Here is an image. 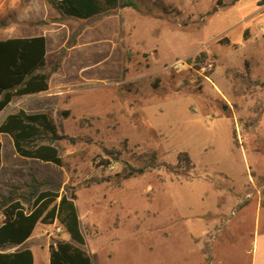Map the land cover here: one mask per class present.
I'll return each mask as SVG.
<instances>
[{
    "label": "rangeland",
    "instance_id": "obj_1",
    "mask_svg": "<svg viewBox=\"0 0 264 264\" xmlns=\"http://www.w3.org/2000/svg\"><path fill=\"white\" fill-rule=\"evenodd\" d=\"M33 1L60 66L47 92L13 100L48 111L68 138L55 142L57 165L20 156L0 133V196L33 178L74 193L95 264L249 261L231 243H250L257 213L264 222V85L236 90L229 70L264 81V0H120L88 20ZM181 152L191 161L181 164ZM153 153L156 167L123 177ZM58 227L34 233L54 244L67 237Z\"/></svg>",
    "mask_w": 264,
    "mask_h": 264
},
{
    "label": "trees",
    "instance_id": "obj_2",
    "mask_svg": "<svg viewBox=\"0 0 264 264\" xmlns=\"http://www.w3.org/2000/svg\"><path fill=\"white\" fill-rule=\"evenodd\" d=\"M60 17H74L88 20L103 14H112L120 5V0H47ZM124 6H134L126 0ZM40 22H46L42 19ZM74 44L75 37L71 38ZM207 58L206 52L195 57L198 61ZM60 62L50 65L47 52V39L44 35L10 37L0 39V111L16 96L47 90L51 75L58 70ZM234 88L251 84L264 85V81L253 79L248 67L244 71L230 69ZM0 132L8 134L15 151L22 157L35 158L62 165V157L56 141L68 138L59 132L48 111L27 112L19 109L8 113L0 122ZM74 141V138H70ZM0 142V165H1ZM103 158L101 164L108 166L117 163L118 156ZM137 165L127 163L123 177L142 174L157 166L156 154L148 159H140ZM180 163L191 161L187 152L179 154ZM102 179H95L99 183ZM2 222L0 224V264H34L31 249L21 248L6 251V248L22 244L33 232L38 223L58 222L66 238L50 244L49 264H94L88 251L81 229L80 218L75 203V194H60L57 190L45 187L35 178L25 189L13 187L8 194L0 196Z\"/></svg>",
    "mask_w": 264,
    "mask_h": 264
},
{
    "label": "crops",
    "instance_id": "obj_3",
    "mask_svg": "<svg viewBox=\"0 0 264 264\" xmlns=\"http://www.w3.org/2000/svg\"><path fill=\"white\" fill-rule=\"evenodd\" d=\"M98 17L99 16L96 15L91 19H96ZM38 18L39 16L36 10H34L33 0H29L26 2H24V0H0V39H6L10 37L44 35L47 39V52H49V37L44 32V30H42L37 25L36 22ZM49 89H50V81H49V88L47 90L40 91L37 93H31L27 95H36V94L45 93ZM19 102L20 100L17 101L12 100L5 108H3L0 111V122L4 119V117L8 113L15 112L21 108L26 110L27 112H35V111H29L27 108L20 106ZM2 134L8 135L6 133H2ZM1 222H2V213L0 217V224ZM250 234H251L250 243H231L233 248H241L243 252L246 254V257L247 255L249 256V261H247V258L245 259L244 257L241 258V256H236L233 257V259H231V263L264 264V222L262 221L260 214L258 213L255 218L253 230L251 231ZM37 238L38 237L33 230L32 234L22 244L10 246L6 248V251H14L21 248H29L33 253L34 264H49L50 243L48 241V238H46L44 242L38 240ZM215 254L216 255L218 254L217 250ZM215 263L222 264L223 263L222 258L217 255V260Z\"/></svg>",
    "mask_w": 264,
    "mask_h": 264
},
{
    "label": "built area",
    "instance_id": "obj_4",
    "mask_svg": "<svg viewBox=\"0 0 264 264\" xmlns=\"http://www.w3.org/2000/svg\"><path fill=\"white\" fill-rule=\"evenodd\" d=\"M184 63H185V61L183 58H178V59L174 60L172 63H170L169 66L177 69V68L181 67ZM208 66L211 67L212 63H209ZM56 230L61 231V227H58Z\"/></svg>",
    "mask_w": 264,
    "mask_h": 264
}]
</instances>
